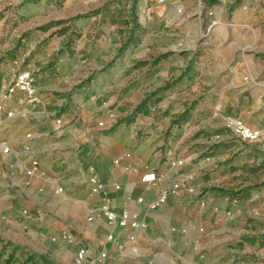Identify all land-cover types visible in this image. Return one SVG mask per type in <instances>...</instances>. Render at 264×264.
<instances>
[{
	"label": "crops",
	"instance_id": "obj_1",
	"mask_svg": "<svg viewBox=\"0 0 264 264\" xmlns=\"http://www.w3.org/2000/svg\"><path fill=\"white\" fill-rule=\"evenodd\" d=\"M47 1L40 16L43 0H0V264H78L81 248L94 264H264V135L225 122L264 131V57L237 35L245 16L229 0H64L57 16ZM134 14L139 28H126ZM192 20L201 44L183 34ZM145 49L165 61L141 62ZM22 70L37 99L3 98ZM92 177L138 226L88 220L103 203Z\"/></svg>",
	"mask_w": 264,
	"mask_h": 264
},
{
	"label": "rangeland",
	"instance_id": "obj_2",
	"mask_svg": "<svg viewBox=\"0 0 264 264\" xmlns=\"http://www.w3.org/2000/svg\"><path fill=\"white\" fill-rule=\"evenodd\" d=\"M15 1H17V0H15ZM229 1H231V3L229 4L230 7H229L228 11H232L235 14H243L245 16L244 22L238 21L235 27H236V31H237L238 36L241 32H244V31H247V33L249 34V36H248L249 41L247 42L248 45H247L246 50L249 53L255 54L257 56V58L264 57V0H229ZM47 2H48L47 0H43V3L40 5V8H42V9H40L39 11H37V10L33 11L34 8L39 7V4L33 5L31 12H33V13L40 12L41 13L40 16H43L44 15V8H49L46 6V4L48 5ZM52 2L54 4H57V6H58V10L53 8V12H52V14H55L57 16L59 11L61 10L60 8L63 7L62 3L64 2V0H56V2H54L52 0ZM200 2H202V1H200ZM199 8H202V4L199 6ZM135 14H136V11H135ZM135 14L133 15V17L128 18L130 20L125 21V27L126 28H130V29L139 28L141 23L138 22L139 19L137 16H135ZM33 22H35V21L32 20L31 23H33ZM204 27H205L204 22H201V21L193 22V20H192L191 22H189L187 24V26H185V29H184L185 31L183 34L185 36L186 35L190 36V35L195 34V30H196L197 36L199 37L197 39V43L201 44L205 41L206 36H208V33L204 31L205 30ZM187 29H189V32H187ZM133 39H134L133 35H131V37L127 38L126 45L131 47L133 44ZM164 40H165L164 38H161L159 40V45L164 46L165 45ZM152 42H153V40L149 39L148 35L145 34L143 31L140 32L138 38L135 40V44L136 45L141 44L142 49L147 48L150 45V43H152ZM113 43L116 44V38H113ZM179 43H180L179 44L180 47H182L183 44L185 43V38L179 40ZM115 47H116V45H114V44L111 45V51H112V48H115ZM200 48H203V46L201 45ZM99 53H98V56L103 55V54H99ZM133 55L136 56L137 54H134L133 52L127 53L125 60L126 61L132 60ZM165 55H166L165 53H161V52H158L157 54H153V53L150 54L148 52V50L145 49L139 55V59L141 60V62L152 61V60H158L159 62H163L166 59ZM261 55H263V56H261ZM95 56H96V54H95ZM129 58H131V59H129ZM136 59H138V58H136ZM236 60H239V58H237ZM134 73H136V74L147 73L148 74L149 73V65H146V66L143 65L136 70H130V73L126 77L127 83L133 79ZM123 85H124V83H121V82H119V84H118L119 87H122ZM144 87H142L143 89L142 88L138 89V87L132 86L130 89V94H133V92H140L141 90H144ZM145 88H147V86ZM137 99H139V98H137ZM127 102H130V101H127ZM130 104H132V103H130ZM232 119L239 120V121L243 122L245 125H247L243 120H241L239 118L228 116V117H226L225 122H226V125L228 127H231L232 129H233V126L230 124L231 123L230 121ZM247 126H249V125H247ZM254 129H260V128H254ZM263 135H264V131H263L261 136H263ZM259 138H257V139H259ZM257 139H253V140H257ZM246 140H251V139H246Z\"/></svg>",
	"mask_w": 264,
	"mask_h": 264
},
{
	"label": "built area",
	"instance_id": "obj_3",
	"mask_svg": "<svg viewBox=\"0 0 264 264\" xmlns=\"http://www.w3.org/2000/svg\"><path fill=\"white\" fill-rule=\"evenodd\" d=\"M15 90L24 91L28 95V97L32 99L33 101L37 99L34 77L30 71L28 70L19 71L15 75V78L12 84L7 89V91L1 92V96L3 98H7L8 94L13 93ZM8 115L11 116L12 112H8ZM230 122L235 132L244 139H251V140L257 139L263 133L261 129L251 128L239 120L232 119ZM3 151L6 153L10 152L9 146L4 144ZM178 163L182 164L183 161L179 160ZM37 167H38V162L34 161L33 167L31 168V170H29V173L31 175L34 174L37 170ZM158 178H159L158 174L155 171H148L146 174L143 175L142 180L146 183H154L158 180ZM91 182L93 184V191L100 192L103 194V203L101 207L99 208V210L94 215H90L88 217V220H93L95 217H103L112 223L118 222L122 225H126L129 223L133 227L138 226L139 223L136 220L131 219L128 214L126 213L119 214L118 212L114 210V208L112 207V202L109 197V194L107 190L105 189L102 182H100L96 177H92ZM180 186H181L180 182L175 183L173 186L174 187L173 190L179 188ZM169 193H170V190H162L161 193L159 194V197L154 202L149 204V208L155 209L158 206H160L162 203H164L167 200ZM140 200H143V199L141 198ZM109 239H113V235H109ZM87 253L88 252L86 248H81L78 251L77 257H76V261L78 264H94L93 262L87 259ZM101 256L102 258H105L106 253L103 252Z\"/></svg>",
	"mask_w": 264,
	"mask_h": 264
}]
</instances>
